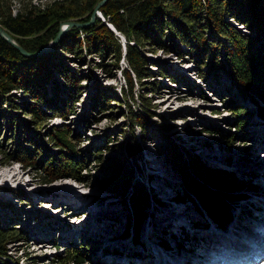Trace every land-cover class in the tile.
I'll return each instance as SVG.
<instances>
[{
  "label": "rangeland",
  "instance_id": "rangeland-1",
  "mask_svg": "<svg viewBox=\"0 0 264 264\" xmlns=\"http://www.w3.org/2000/svg\"><path fill=\"white\" fill-rule=\"evenodd\" d=\"M3 1L14 14L16 9L28 1L43 6L53 0ZM4 9L0 2V12ZM247 32L253 33L249 30ZM259 38L263 39L264 33L260 32ZM120 40L124 42L123 38ZM166 45L165 50L157 49L154 44L145 47L144 54L153 62L149 65L153 77L144 81L143 88H140L134 79V101H130L133 108L144 107L139 100V94L142 92L150 98L153 104L151 110L155 113L149 119L150 128L145 131L146 135H153L152 139L145 142L141 140L142 155L137 160L138 168L134 170L135 179L138 184L144 186L149 195L147 216L141 222L137 236L143 245L132 242L131 238L134 236L130 232L133 228L131 220L127 225L131 207L127 199L122 201V197L113 195L100 186L104 166L109 163L111 157L124 154L123 143L128 135L129 120L124 105L125 98L120 90V87L125 88L121 70L122 67H127L126 61L121 59L119 68L107 65L102 69L96 64L100 59L92 53L84 51L79 57L57 50L54 58H61L71 71L86 76L80 82L81 93L74 105V114L69 115L66 120L52 117L36 124L30 114L24 113L25 107L14 109L0 99V173H5L0 176V223L3 226L16 227L24 235L21 240L8 245L11 262L15 259L16 264H52L55 255L65 257L66 251H72L70 244L80 243L85 239L97 243L98 248L94 256V259H98L96 264H117L118 261L120 264H155L158 258L157 254L153 255V246H156V243L159 245L161 240H166L170 245L172 238L182 240L183 244V251L177 247L168 249L171 254L179 252L173 256L176 259L191 260L204 254L205 241L215 238L212 225L215 224L219 228H222V225L210 220L209 215L195 199L186 198L184 202L169 204L173 202L171 199L174 196L184 194L185 189L180 174L171 166L162 151L160 136L163 132L173 138L178 136L174 138L177 143L184 146L189 153L195 154L197 160L253 183L261 182L262 187L254 186L253 191L247 190L248 193H245L242 202L232 204L230 210L233 213L231 219L227 220V225L232 222L240 231L242 225L251 224L255 219L254 215L262 212L264 201H256L252 196L257 193L264 195V120L255 112L257 104L246 94L244 88L235 85L226 75H221L219 81L209 74L205 79L200 78L199 66L192 56L179 53L168 41ZM110 62L111 59L105 60V63ZM201 69L206 70L207 66H202ZM51 70L57 78L55 70ZM161 73H170L178 82L161 76ZM183 77H186L187 81ZM57 80L62 81L60 78ZM182 81L186 82L185 85ZM96 85H103L108 94L116 98L111 101V107L101 112L90 107L89 102ZM8 98L17 104L26 100L19 90H13ZM91 101L93 102L92 99ZM64 124L67 125L65 128L78 136L79 149L88 157V168L84 171L86 181H76L70 177L43 180L33 166H24L13 161L12 156L7 159L20 138H23L22 143L30 149L38 144L44 150L54 152L56 149L51 146L46 133L54 129L55 125ZM167 125L169 129L165 130ZM207 128L215 130V133L205 130ZM135 133L137 137L141 135L138 126H135ZM29 134L33 142L25 141ZM99 146L101 154L96 155L94 147ZM151 156L154 159H151ZM153 167L156 168L155 172H162V176L148 174L151 172L149 169ZM15 171L22 172L20 181L16 176L12 177ZM58 185L65 187L66 191H53L59 188ZM72 189L77 192L68 191ZM82 190L89 192L91 196L95 195L94 200L84 197L80 192ZM38 191H45L47 195ZM69 197H72L73 201H69ZM175 201L180 200L175 198ZM195 219L200 221V224L206 222V230H195ZM227 228L229 230V226ZM191 233L193 234L190 236ZM182 234H185L183 239ZM123 235L129 239H123ZM239 235L243 236V233ZM200 238H203L202 247L198 245L200 241L197 239ZM163 244L165 243L160 245ZM110 248H115L118 251L116 253L123 252L125 261L120 257L115 258L116 261L112 256L114 252L110 255ZM188 248H194L196 251L190 252ZM149 253L153 255L152 258ZM62 259L64 264H72L65 263V259ZM162 260L164 261V258Z\"/></svg>",
  "mask_w": 264,
  "mask_h": 264
},
{
  "label": "trees",
  "instance_id": "trees-1",
  "mask_svg": "<svg viewBox=\"0 0 264 264\" xmlns=\"http://www.w3.org/2000/svg\"><path fill=\"white\" fill-rule=\"evenodd\" d=\"M99 1L53 0L43 6L28 1L13 14L8 4L0 0L2 9L5 8L0 12V27L26 51L34 52L55 37L60 23L88 21ZM99 10L104 20L95 16L94 21L84 27H71L51 52L25 56L0 36V99L14 109L25 107L24 113L30 114L36 124L52 117L66 120L74 114V105L81 93L80 82L86 76L71 71L61 58H54L57 50L79 57L84 51L92 53L100 59L96 64L102 69L107 65H114L116 69L121 59L126 61L127 67L121 70L125 88L120 87V90L129 120L128 135L123 143L124 154L111 157L104 166L100 186L122 197V201L127 199L131 207L127 225L131 220L134 240H137L140 224L147 216L149 195L144 186L138 184L134 170L142 155L141 140L152 139L153 135H146L145 131L150 128V117L155 115L151 110L153 104L144 93L139 94L144 107L133 108L130 102L134 101V79L143 88L144 81L153 77L149 67L153 62L144 54L145 47L154 44L157 49L165 50L168 41L179 53L192 56L199 66L200 78L205 79L209 74L219 81L221 75H226L247 91L257 104V116L264 120V38H259V33H264V0H106ZM106 22L124 36L125 42ZM107 59L112 62L105 63ZM202 66L207 69H201ZM51 68L62 81L54 77ZM161 76L174 79L170 73H161ZM174 81L178 82L177 79ZM181 83L185 85L186 82ZM94 89L90 107L100 112L111 107V101L116 98L108 94L103 85H96ZM13 90L23 93L26 100L17 104L9 99ZM64 126L67 125H55L46 133L51 146L56 149L54 152L44 150L38 144L30 149L20 138L7 159L12 156L13 161L33 166L43 180L70 177L86 181L84 171L88 168V157L79 149L78 136ZM135 126L141 132L139 137ZM168 129L169 126H165V130ZM205 130L215 133L210 128ZM160 138L163 153L183 181L185 192L177 199H195L210 219L225 224L230 215L232 217V204L238 198H244L242 191L246 187L253 188L255 183L197 160L195 154L177 143L174 138L178 136L173 138L163 132ZM25 141L33 142L30 134ZM100 152V146L94 147V154L100 155ZM125 232L128 234L127 229ZM23 237L16 227L0 223V264H16L15 259L10 261L8 245ZM96 244L86 239L72 243L69 245L72 251H66L65 257L55 255L52 264H64L62 258L65 263L96 264ZM177 244L183 245L182 240H177Z\"/></svg>",
  "mask_w": 264,
  "mask_h": 264
},
{
  "label": "bare ground",
  "instance_id": "bare-ground-1",
  "mask_svg": "<svg viewBox=\"0 0 264 264\" xmlns=\"http://www.w3.org/2000/svg\"><path fill=\"white\" fill-rule=\"evenodd\" d=\"M150 158L154 159L153 156H151ZM155 170H156V168H154V167L149 169V171H151V172H148V174H150V175L154 174L155 176H159V177L162 176V174H161L162 172H159V171L155 172ZM3 173L4 172L2 171L0 173V176H3L5 174V173L4 174ZM21 173H22L21 171H17V172L15 171V172H13L12 177L16 176V179H18L20 181L21 177H22ZM255 175H256V173H255ZM146 176H149V175H146ZM256 185H259V186L262 187L261 182L260 183L255 182V186ZM58 187H59L58 189L55 188L53 191L60 192V190H65V187H63V186L58 185ZM66 187H68V186H66ZM247 188L248 187H246L244 189V191H242L243 194L254 190V188H252V187H250L248 189ZM158 190H160V187L158 188ZM247 190H248V192H247ZM68 191L77 192L76 189H74V190L72 189V190H68ZM161 191H162V189H161ZM38 192H45V191H38ZM70 192H68V193H70ZM80 192L83 193L84 197L86 196V197L90 198L91 200H94L93 197L95 195L91 196V194L89 192L85 191V190H82ZM46 193L47 192H45V194ZM34 194H36V192ZM76 194L79 195L80 193H76ZM76 194H73V195H76ZM175 195H176V193H175ZM252 196L255 198L256 201H259V200L260 201H264V195H262V194H258V193H257V195H253L252 194ZM103 197H105V196H103ZM69 198H70L69 201H73L72 197H69ZM175 198H177V195L174 196L171 199L173 202L169 203L170 205H173L176 202H179V203L184 202V201H175ZM242 199L243 198H238L236 200V202H239V201L242 202ZM236 202H234L233 204H235ZM239 206H241V204ZM263 207H264V205H263ZM254 216H255V219L252 221L251 224H249V225L248 224L247 225L240 224V226L242 225V229L240 231H238L236 229L237 228L236 225L234 223H232V222H230L229 225H227L228 224L227 220L231 217V215L226 220L225 224L222 225V228H219L217 225L213 224L212 225V230H213L212 233H213L215 238H211V239L205 241V244H203V246H204L203 250H204L205 253L202 254L200 257L199 256H195L191 260H189V258H188L187 260L180 261L179 260L180 258L176 259L175 257H173V256H176V254L179 253V252H177L176 254H171V252H169L168 249H171L173 247H177V248L180 249V251H183L182 246L181 245L179 246L177 244V240L172 238L170 245L166 244V242H164L165 244L160 245L162 243L161 241H159V245H158V243L155 242L157 245L153 246V250L155 252V254H153V255L155 256L157 254L156 258H158V261L155 262V264H211L212 257L214 255H218V254H221V255H224V256H227V257H232L233 259L241 258L240 264H252V263L253 264H264V261H263V259H264V208H262V212L260 214H257V215L255 214ZM210 220L214 221L213 218H211ZM198 222H200V221H197L196 219L193 221V225H194L193 228L195 230H199V229L206 230L207 223L203 221V222H201V225H197V224H200ZM208 222H209V224H212L211 221H208ZM214 223L217 224L216 221H214ZM87 225H88V223H87ZM228 226H229L230 232H229L228 228L226 229V227H228ZM130 232H131V234L133 236L135 235L134 230L131 229ZM241 232L243 233V236L239 235ZM143 234H144V232H143ZM192 234L193 233H191L189 235L191 236ZM141 237H142V232H141ZM122 238L126 239L127 236L123 235ZM205 238H207V236H205ZM127 239H129V237ZM131 239H132V242L134 241L138 245H143L142 242H137V241H139V239L134 240V237H132ZM197 240L200 241L198 243V245H200L202 247L201 243H202L203 238H200V239H197ZM164 241H166V240H164ZM207 242L209 243V245H207ZM148 243H150V242L148 241ZM195 249H196V247H195ZM195 249L193 248L191 250L190 248H188V251H190V252L196 251ZM251 250H255L256 252H258V254L260 256L259 260H256V261L250 260L248 255H249V252ZM112 252H114V255H112V256H114V259L120 257V259L125 261L123 259L124 258V256H123L124 253L123 252H122V254L119 252L120 253L119 254V253H116L118 251L115 250V248H110V255H111ZM149 254H150V257L152 258L153 255H151V253H149ZM136 256H138V253L136 254ZM161 257L164 258V261L162 260L163 258L161 259ZM115 260L117 261V259H115ZM114 264H116V262H114ZM117 264H120V261H118Z\"/></svg>",
  "mask_w": 264,
  "mask_h": 264
},
{
  "label": "water",
  "instance_id": "water-1",
  "mask_svg": "<svg viewBox=\"0 0 264 264\" xmlns=\"http://www.w3.org/2000/svg\"><path fill=\"white\" fill-rule=\"evenodd\" d=\"M106 0H101L97 3L91 18L86 21V22H78V21H74V20H68V21H64L62 23H60L59 26V30L57 32V34L55 35V37L53 39H51L47 44H45L44 46H42L41 48H39L38 50L34 51V52H28L26 51L24 48H22L13 38L12 36L3 28L0 27V36H2L3 38H5L10 44L16 46L23 55L25 56H34L37 54H41V53H47L50 52L52 50H54L55 45L58 43L59 39L62 37V35L71 27H84L86 25H88L89 23L94 21L95 16H98L99 18L102 19V13L99 10V7L105 2ZM107 26L120 38L124 39L125 42V38L122 34H120L115 27L111 24V23H107Z\"/></svg>",
  "mask_w": 264,
  "mask_h": 264
}]
</instances>
